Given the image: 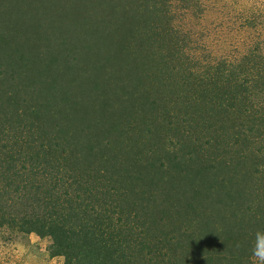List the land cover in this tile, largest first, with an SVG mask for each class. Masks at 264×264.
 <instances>
[{"label":"trees","instance_id":"1","mask_svg":"<svg viewBox=\"0 0 264 264\" xmlns=\"http://www.w3.org/2000/svg\"><path fill=\"white\" fill-rule=\"evenodd\" d=\"M185 1L0 0V104H22L38 133L53 128L68 134L66 119L72 106L82 105L86 81L90 90L103 93L118 84L127 96L121 111L132 119L146 107L157 109L155 94L168 90L163 82L169 79V91L183 83L197 89L195 101L209 107L211 124L233 118L228 130L258 126L264 136V104L252 97L264 96V49L258 47L264 44V11L245 17L260 32L259 43L236 53L216 52L193 76L180 56L186 36L172 25L174 3ZM32 134L9 130L0 138V227L51 233L69 264H133L127 221L115 217L112 207L84 208L69 187L58 194L69 182L66 168L87 171L89 157H102L110 141L102 149H79L67 138L36 144Z\"/></svg>","mask_w":264,"mask_h":264},{"label":"rangeland","instance_id":"2","mask_svg":"<svg viewBox=\"0 0 264 264\" xmlns=\"http://www.w3.org/2000/svg\"><path fill=\"white\" fill-rule=\"evenodd\" d=\"M260 11L243 7L240 0L174 3L172 25L186 36L183 65H190L194 76L206 60L214 61L216 52L236 53L259 43L260 32L245 17ZM258 47L264 49V44ZM169 81L163 82L165 93L155 94L157 109L146 107L132 119L121 111L127 96L118 84L103 93L90 90L86 81L82 105L72 106L66 119L68 134L53 128L38 133L22 114V104H0V138L9 130L31 129L36 144L54 137L67 138L79 149H102L110 141L103 158L89 157L90 170L72 173L66 168L70 184L58 194L69 187L88 210L112 207L115 217L131 227L133 264H250L255 234L264 232L262 131L258 126L228 130L233 118L211 124L213 118L205 112L209 107L195 101L197 89L183 83L169 91ZM252 97L264 104L261 93ZM76 175H81L79 183H74Z\"/></svg>","mask_w":264,"mask_h":264},{"label":"clouds","instance_id":"3","mask_svg":"<svg viewBox=\"0 0 264 264\" xmlns=\"http://www.w3.org/2000/svg\"><path fill=\"white\" fill-rule=\"evenodd\" d=\"M240 4L264 11V0H240ZM249 259L250 264H264V232H256ZM0 264H69V258L57 251L51 233L34 229L13 232L8 225H3L0 227Z\"/></svg>","mask_w":264,"mask_h":264}]
</instances>
